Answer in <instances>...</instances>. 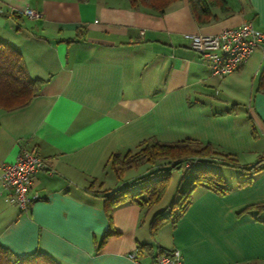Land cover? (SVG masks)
<instances>
[{
    "label": "crops",
    "instance_id": "obj_1",
    "mask_svg": "<svg viewBox=\"0 0 264 264\" xmlns=\"http://www.w3.org/2000/svg\"><path fill=\"white\" fill-rule=\"evenodd\" d=\"M224 1L230 14L212 8L213 18L199 24L189 0L162 13L129 0H0V40L22 53L31 77L45 80L29 104L0 108V165L23 148L46 165L31 185L40 198L26 211L0 194L3 246L21 256L41 251L60 264H130L132 251L152 264L170 248L183 264H264V211L241 212L264 202V169L237 186L241 169L214 167L231 189L196 186L185 212L156 231L150 220L163 197L148 210L126 201L113 209V233L102 242L108 220L101 194L134 192L130 183L163 162L117 176L113 155L133 153L148 139H193L241 165L264 157V92L257 90L264 43L219 78L186 38L246 21L264 26V0ZM27 9L42 17H28ZM228 168L237 171L227 175Z\"/></svg>",
    "mask_w": 264,
    "mask_h": 264
},
{
    "label": "trees",
    "instance_id": "obj_2",
    "mask_svg": "<svg viewBox=\"0 0 264 264\" xmlns=\"http://www.w3.org/2000/svg\"><path fill=\"white\" fill-rule=\"evenodd\" d=\"M175 1L177 0H129V3L133 7L146 6L162 13ZM189 2L199 24H205L213 18L212 8H218L225 14L231 13L224 0H189ZM44 82L45 80L40 77L29 75L23 55L17 48L0 40V108L12 110L29 104L39 93ZM257 90L264 92V69L260 73ZM231 155L223 153L209 143L193 139L175 143H161L155 139H148L133 153L129 151L123 157H119L117 154L113 155L110 165L117 176H120L125 170L145 162L163 161L157 167L158 171L163 170L158 174L150 172L135 179L134 184L139 185L134 192H131L127 186L101 194L103 210L108 220V228L102 242L109 234L113 233L110 227L113 209L129 200L139 203L147 210L152 208L167 191L172 168L184 167V170L176 184L172 202L152 216L150 220L152 231H156L167 222L174 223L185 212L191 203V193L196 186L200 185L217 193H225L231 189L227 186L223 174L214 167L226 165L241 169L244 178L238 182L237 186L247 184L255 173L264 169V157L254 163L241 165ZM188 162L190 164L186 166L185 164ZM165 165L167 168L164 167ZM249 210L264 211V202L248 205L241 212ZM0 264L60 263L41 251H34L24 256L17 255L0 243Z\"/></svg>",
    "mask_w": 264,
    "mask_h": 264
},
{
    "label": "built area",
    "instance_id": "obj_3",
    "mask_svg": "<svg viewBox=\"0 0 264 264\" xmlns=\"http://www.w3.org/2000/svg\"><path fill=\"white\" fill-rule=\"evenodd\" d=\"M28 17L38 19L42 13L35 9L24 12ZM191 48L209 64L211 73L219 78L235 72L264 43V26L252 21L239 26L225 28L216 34H187ZM43 158L35 151L21 149L14 161L0 165V194L4 200L26 211L30 203L38 200L37 193H31L36 172L44 168ZM130 264L142 263L135 251L128 254ZM152 264H183L177 248L159 252Z\"/></svg>",
    "mask_w": 264,
    "mask_h": 264
},
{
    "label": "rangeland",
    "instance_id": "obj_4",
    "mask_svg": "<svg viewBox=\"0 0 264 264\" xmlns=\"http://www.w3.org/2000/svg\"><path fill=\"white\" fill-rule=\"evenodd\" d=\"M223 153H225V152H223ZM156 167L157 166H153V168H152L154 170L153 172L158 171V169ZM164 167L167 168L166 165ZM183 168L184 167H182L180 169L179 168H172L170 170V172H171V178H170V181H169V185H168L167 191L165 192V194H164V196H163V198L161 200V203L158 206V208L159 207H163V206H164V208H166L165 206H168V204H170L172 202V200L174 198V195H175L174 192H175L176 184H177L178 179H179V177L181 175V172L184 170ZM162 170H159L160 172H156V173H161ZM165 171H167V170H165ZM232 171H235L236 172L237 170L236 169H233V168H228V169H225V174L226 173H227V175L232 174ZM134 173H135V170L131 171L130 174H128V176H131ZM111 176H114V174L112 172H111ZM138 185L139 184H137V183L136 184H131L130 183V188L132 189V191H136Z\"/></svg>",
    "mask_w": 264,
    "mask_h": 264
}]
</instances>
